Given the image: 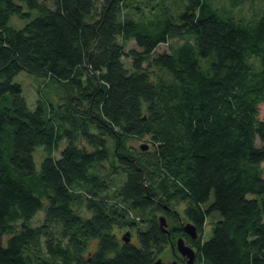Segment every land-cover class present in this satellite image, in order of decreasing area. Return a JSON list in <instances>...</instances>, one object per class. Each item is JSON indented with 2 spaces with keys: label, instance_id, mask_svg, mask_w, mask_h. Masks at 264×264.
I'll list each match as a JSON object with an SVG mask.
<instances>
[{
  "label": "trees",
  "instance_id": "1",
  "mask_svg": "<svg viewBox=\"0 0 264 264\" xmlns=\"http://www.w3.org/2000/svg\"><path fill=\"white\" fill-rule=\"evenodd\" d=\"M245 3L0 0V264H156L178 238L193 264H264V3Z\"/></svg>",
  "mask_w": 264,
  "mask_h": 264
},
{
  "label": "rangeland",
  "instance_id": "2",
  "mask_svg": "<svg viewBox=\"0 0 264 264\" xmlns=\"http://www.w3.org/2000/svg\"><path fill=\"white\" fill-rule=\"evenodd\" d=\"M245 1H246V3L243 5V7L240 8L241 9L240 14H243V15H246L248 13V9H249V4L247 3V0H245ZM256 1H258V5L264 3V1H260V0H256ZM47 4L49 6H51L49 3H47ZM237 13H239V12H237ZM34 14H36V13L32 12L31 16L33 17ZM25 23H26L25 19L24 20H20V19L16 18L15 16H12L10 21H9V24L11 26L15 27V28H21ZM179 42L180 41H176V40L170 41V43H179ZM126 50H138V49L136 48L134 42H129L126 45ZM166 51H167V45L166 44H161L155 49L154 53L158 54V53H162V52H166ZM151 71H152V78L153 79H155V77H158V76L163 77L164 79L167 78L165 73L160 71V70H158V69L152 68ZM13 82L18 83L21 86L22 94H23L24 98L26 99L28 107L30 109H34L35 106H36V101L38 100L40 94H44V91H45V89L44 90L41 89V91H40V88H41L40 79L35 77L34 75L28 74V73H26L24 71H20L14 77ZM49 95L51 96V98L54 101L57 100L56 95L54 93H50ZM57 95H59V97H60L63 94L62 93L60 94L58 92ZM260 110H261L260 111L261 116L264 117V107H261ZM141 143H145V142L137 141V140H131V141H129L128 144L131 145L134 148H137ZM40 153H41V155H40ZM55 155H57V153ZM33 157H34V162H35L36 169H39L40 163H41V159L43 158V155H42V152H41V148H36L35 149V151L33 153ZM183 208H184V204L180 203V204H177V205H173L172 206V211H176L177 213H179L180 217L182 218ZM215 215L216 214H214L211 217H207V219L205 221L203 233H202V236H201L203 241H206V240H208L211 237L213 224H214L215 220L218 217V216H216V219H215ZM40 220H41V214H38L35 217V220H34L33 223L34 224H39ZM165 220H166V224H168L169 220L167 221V218ZM131 239L134 240V236L133 235L131 236ZM171 246H173V245H171ZM91 248H92V250L94 249V244L91 245ZM171 252H172V254H171ZM175 256H179V254L177 253V251L175 249V246H173V248L172 247H170V248L167 247L164 250V252L161 254V256L159 257V259H160L161 263L169 264V261L174 259ZM185 264H186V261H185Z\"/></svg>",
  "mask_w": 264,
  "mask_h": 264
},
{
  "label": "water",
  "instance_id": "3",
  "mask_svg": "<svg viewBox=\"0 0 264 264\" xmlns=\"http://www.w3.org/2000/svg\"><path fill=\"white\" fill-rule=\"evenodd\" d=\"M146 148L147 147L144 146V145L140 146V149H142V150H145ZM158 223H159V227L163 231H166L167 224H166L165 217H163V216L158 217ZM182 228H183V232L186 235H188L190 237V239L197 240L198 236H197V233H196V229H195V227L192 224L186 223V224L183 225ZM128 235H129L128 233H125V235L122 237V240L124 242H128L129 241ZM171 247L173 248V246H171ZM175 249H176L177 253L179 254V256L186 261V264H192L193 263V260L195 258V252H194V250L191 247L187 246L184 243V240L182 238H178L176 240ZM156 264H163V263H161L160 260H157ZM171 264H176V263L174 262V263H171Z\"/></svg>",
  "mask_w": 264,
  "mask_h": 264
},
{
  "label": "flooded vegetation",
  "instance_id": "4",
  "mask_svg": "<svg viewBox=\"0 0 264 264\" xmlns=\"http://www.w3.org/2000/svg\"><path fill=\"white\" fill-rule=\"evenodd\" d=\"M186 235V234H185ZM187 236V235H186ZM183 240H184V243L186 244V239L185 238H182ZM192 240V239H191ZM193 242H195L196 240H192ZM187 245V244H186ZM189 246V245H188ZM189 247H191V246H189ZM193 250H194V252H196L195 251V249L193 248V247H191ZM176 263V264H185V260L183 259V258H181V257H179V256H175V258L174 259H172L171 261H169V264H171V263ZM168 263V262H167ZM193 263H194V260H193ZM192 263V264H193Z\"/></svg>",
  "mask_w": 264,
  "mask_h": 264
}]
</instances>
